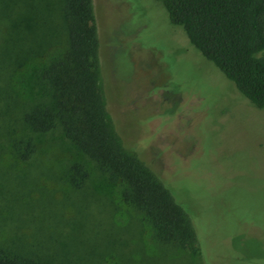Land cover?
<instances>
[{"label":"rangeland","instance_id":"rangeland-1","mask_svg":"<svg viewBox=\"0 0 264 264\" xmlns=\"http://www.w3.org/2000/svg\"><path fill=\"white\" fill-rule=\"evenodd\" d=\"M93 9L108 115L125 148L193 211L202 255L163 256L136 223L116 228L93 198L78 203L61 172L69 152L17 158L27 91L14 81L18 106L10 122L0 113V244L32 252L37 238L33 255L48 264H264V109L169 22L162 0H93Z\"/></svg>","mask_w":264,"mask_h":264},{"label":"trees","instance_id":"trees-1","mask_svg":"<svg viewBox=\"0 0 264 264\" xmlns=\"http://www.w3.org/2000/svg\"><path fill=\"white\" fill-rule=\"evenodd\" d=\"M162 6L202 57L264 109V0H162ZM0 79L6 122L18 106L12 81L27 91L15 125L22 133L11 142L17 158L49 156L55 147L69 152L72 160L61 172L78 203L93 198L101 218L121 220L116 228L136 223L145 248L157 247L163 256L201 257L193 211L125 148L108 115L93 0H0ZM35 241L32 252L15 249L16 241L0 244V264H48L33 255L40 248Z\"/></svg>","mask_w":264,"mask_h":264}]
</instances>
